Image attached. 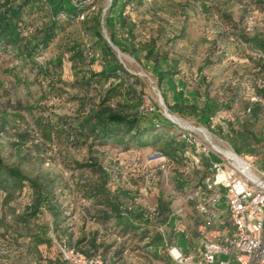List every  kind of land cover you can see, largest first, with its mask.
Segmentation results:
<instances>
[{
	"label": "rangeland",
	"instance_id": "374dc122",
	"mask_svg": "<svg viewBox=\"0 0 264 264\" xmlns=\"http://www.w3.org/2000/svg\"><path fill=\"white\" fill-rule=\"evenodd\" d=\"M70 1L84 10L64 22L32 59L27 61L13 47L0 48V161L40 184L49 198L44 204L37 202L28 184L20 190L0 189V264H60L55 242L86 252L92 239L97 249L89 256L98 254L103 264H165L163 260L175 264L168 251L177 248L178 232L185 238L182 254L195 256L201 243L197 227L203 218L194 194L210 172L205 158L194 150L166 155L171 154L166 141L182 140L176 125L165 118L170 125L158 130L159 139L147 137L146 146L127 150L84 142L77 135L67 138L69 128L114 83L91 76L101 70V60L93 49L85 50L94 41V18L109 7L108 0ZM124 14L135 24V42L152 41L173 64L187 103L200 105L210 99L225 107L207 128L170 113L154 79L111 48L136 79L122 85L121 92L139 95L140 113L163 116L165 111L180 126L205 136L206 129L214 149L224 157L233 159L230 144L235 143L241 150L235 155L264 180V98L258 95L264 89V63L257 57L264 55V0H139L126 6ZM47 19L45 11L24 17L23 36ZM101 24L100 32L107 38ZM252 96L260 99L254 118L246 112ZM121 100L115 96L106 104L119 109ZM156 153L165 163L152 158ZM206 197H201L203 203ZM108 201L119 204V210L138 208L152 216L150 226L161 229L165 243L158 259L148 253L144 235L123 232L113 219H101ZM32 207L37 211L30 215ZM158 207L164 216L177 218L173 232L159 226Z\"/></svg>",
	"mask_w": 264,
	"mask_h": 264
},
{
	"label": "trees",
	"instance_id": "16d2710c",
	"mask_svg": "<svg viewBox=\"0 0 264 264\" xmlns=\"http://www.w3.org/2000/svg\"><path fill=\"white\" fill-rule=\"evenodd\" d=\"M132 3L137 5L139 0H110L103 20L100 18V14L94 18L95 27L92 31L94 41L90 48L85 50L93 49L99 54L101 70L96 74H91V76H97L104 80L113 79L114 83L107 88L99 98L98 103L87 110L76 126L69 128L67 138L73 139V136L77 135L84 142L88 140L91 144L96 143L100 146L112 144L127 150L133 147L146 146L147 137L152 138V141L155 142L159 139V136H157L158 130L170 125L159 113H140L138 111L139 95L137 98L133 92H121L120 87L122 85L127 83L129 79H133L132 81L136 79L129 75L119 64L115 55L111 52L112 47L133 59L154 79L162 103L170 113L180 117L192 118L199 126L207 128L212 120L216 118L222 106L225 107V105H218L210 99H205L200 105L195 101L192 103L185 101L182 84L174 78L176 73L173 70V64L167 60L165 55L158 53L152 41L146 43L135 42V24L124 14L125 7ZM83 10V7L72 4L70 0H22L17 4H11L8 0H3V2H0V48L13 47L28 61L38 51L44 50L50 44L64 22L75 19ZM36 11H45L47 21L34 32L23 36L22 33L25 29L24 17ZM60 16L63 19H60ZM101 21L111 46L105 42L100 32L102 28ZM82 51V49L79 50L77 55L81 56ZM129 86L131 88V85ZM258 95L260 98H264V89H259ZM115 96H122L120 105L118 104L119 109H114L106 104ZM259 110V103H253L248 108V113L250 117L254 118ZM178 133L177 135L180 136L179 130ZM165 146L169 148L167 150L171 151V154L165 152L168 156L176 152L183 154L187 149L189 150L182 140L175 143L173 139H170L166 141ZM230 147L233 153H241L235 143L231 142ZM209 176L210 174L207 177ZM25 184L29 185L37 202L44 204L49 201L45 188H42L36 181L22 175L19 170L7 167L0 161V189L20 190ZM202 187L203 185H201ZM105 205L108 210L102 212L101 219L103 221L113 219V224L122 228L123 232L144 235L148 239L146 247H150L148 253L153 259H158L159 250L165 246V243L162 234L156 228L150 226L152 216L138 208H121L119 210L120 205L110 201L106 202ZM36 211V207H32L30 215H33ZM157 211L155 216L160 218L159 226L163 227V231L173 232L177 218L174 215L164 216V209L161 207H158ZM54 225L56 226V224ZM175 235L176 244L179 248L183 247L185 243L184 236L179 232ZM96 249L97 246L92 239L88 242V251L80 252L89 256V252ZM160 259L163 260V258ZM163 261L165 264H171L169 261Z\"/></svg>",
	"mask_w": 264,
	"mask_h": 264
},
{
	"label": "built area",
	"instance_id": "2783aa9c",
	"mask_svg": "<svg viewBox=\"0 0 264 264\" xmlns=\"http://www.w3.org/2000/svg\"><path fill=\"white\" fill-rule=\"evenodd\" d=\"M257 57L264 62L263 54L259 53ZM250 101L259 103L260 99L252 96ZM142 107L146 105L142 104ZM174 125L187 147L205 158L210 176L194 194L196 210L203 218V223L197 227L200 250L192 256L171 248L168 251L170 258L175 264H264V180L237 155L232 153L244 165V170L215 150L216 145L210 142L206 129L205 136L194 129ZM152 158L160 164L165 163L160 153ZM194 161L197 163L196 159ZM205 194L203 203L201 197ZM157 230L161 231L160 228ZM55 245L60 264H103L98 254L86 256L63 241L55 242ZM217 257L227 260L216 262Z\"/></svg>",
	"mask_w": 264,
	"mask_h": 264
},
{
	"label": "bare ground",
	"instance_id": "6f19581e",
	"mask_svg": "<svg viewBox=\"0 0 264 264\" xmlns=\"http://www.w3.org/2000/svg\"><path fill=\"white\" fill-rule=\"evenodd\" d=\"M168 114V113H167ZM170 120H172L170 117H174V116H172V115H170V114H168V116H167ZM173 121V120H172ZM174 122V121H173ZM176 123V122H175ZM178 124V123H177ZM179 125V124H178ZM189 128V127H188ZM189 129H191V128H189ZM204 129V128H203ZM205 130V129H204ZM230 154V153H229ZM233 159L232 160H234L235 161V163H236V166H237V168H239V169H243L244 170V165L240 162V160H238V158H235L234 157V155H230ZM250 175L251 176H255L256 178H258V176L257 175H255L254 173H252V172H250ZM259 179V178H258ZM260 180V179H259ZM172 254L173 255H175V253L174 252H172Z\"/></svg>",
	"mask_w": 264,
	"mask_h": 264
},
{
	"label": "water",
	"instance_id": "95a60500",
	"mask_svg": "<svg viewBox=\"0 0 264 264\" xmlns=\"http://www.w3.org/2000/svg\"><path fill=\"white\" fill-rule=\"evenodd\" d=\"M109 2H110V0H108V5H109ZM105 10H106V9H104V10L101 11V13H100V18H102V16H103ZM103 39L105 40V42H106L109 46H111L110 43H109V41H108V39H107L105 36H103ZM112 48H113V47H112ZM114 49H115V48H114ZM115 51H116V55H119L118 50L115 49ZM167 116H168V114L164 111V112H163V117L166 118L169 122H171V123H173V124H176L175 122H173L172 120H170Z\"/></svg>",
	"mask_w": 264,
	"mask_h": 264
},
{
	"label": "crops",
	"instance_id": "0c3cea01",
	"mask_svg": "<svg viewBox=\"0 0 264 264\" xmlns=\"http://www.w3.org/2000/svg\"><path fill=\"white\" fill-rule=\"evenodd\" d=\"M178 231H179V230H178ZM179 233H181V232H179ZM176 247L181 251V248H179L178 245H177Z\"/></svg>",
	"mask_w": 264,
	"mask_h": 264
}]
</instances>
